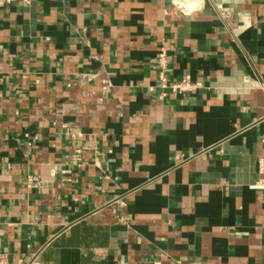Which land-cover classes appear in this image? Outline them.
Returning a JSON list of instances; mask_svg holds the SVG:
<instances>
[{
    "label": "crops",
    "instance_id": "0c3cea01",
    "mask_svg": "<svg viewBox=\"0 0 264 264\" xmlns=\"http://www.w3.org/2000/svg\"><path fill=\"white\" fill-rule=\"evenodd\" d=\"M183 2L0 8L7 264H264V0Z\"/></svg>",
    "mask_w": 264,
    "mask_h": 264
},
{
    "label": "built area",
    "instance_id": "2783aa9c",
    "mask_svg": "<svg viewBox=\"0 0 264 264\" xmlns=\"http://www.w3.org/2000/svg\"><path fill=\"white\" fill-rule=\"evenodd\" d=\"M14 0H0V8L5 5L11 3ZM175 5L180 9H185V4L183 0H175ZM159 64L162 66V71L160 72V80L163 86H170L173 90L176 91H188L197 88L198 83H194L189 76H186L182 80L174 83H169L166 75V71H164V66L166 63V55L165 52H161L159 55ZM264 139V136H263ZM259 172L264 175V156L259 158L258 164ZM259 187H264V182L261 184H257ZM0 264H7V257L4 253L0 252Z\"/></svg>",
    "mask_w": 264,
    "mask_h": 264
}]
</instances>
